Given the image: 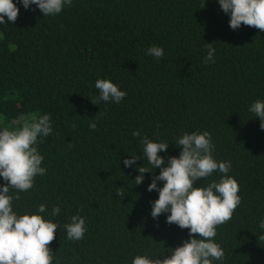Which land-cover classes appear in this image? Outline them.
<instances>
[{"label":"trees","instance_id":"16d2710c","mask_svg":"<svg viewBox=\"0 0 264 264\" xmlns=\"http://www.w3.org/2000/svg\"><path fill=\"white\" fill-rule=\"evenodd\" d=\"M13 2L18 19L0 25V127L50 114L52 133L37 144L46 174L13 208L60 206L53 264H131L187 239V229L166 223L167 213L151 217L152 173L136 185L138 169L123 160L138 155L136 165L148 166L144 135L169 143L159 155L178 156L176 138L194 130L211 133L214 157L231 162L240 189L241 204L215 237L225 259L213 264H264V130L249 112L264 100V32L231 29L218 0H73L44 17L35 5ZM210 42L215 62L205 64ZM152 45L163 48L160 59L146 54ZM98 78L127 95L93 104ZM75 214L86 218L87 231L69 241L63 224Z\"/></svg>","mask_w":264,"mask_h":264},{"label":"clouds","instance_id":"9594fccd","mask_svg":"<svg viewBox=\"0 0 264 264\" xmlns=\"http://www.w3.org/2000/svg\"><path fill=\"white\" fill-rule=\"evenodd\" d=\"M17 2L26 10L35 5L44 17L60 14L65 6L72 5L73 0ZM218 3L220 9L229 15L231 29L236 30L245 25L264 32V0H218ZM18 16L17 3L0 0V25L8 22L14 24ZM205 47L207 54L204 63H214L215 47L211 42L206 43ZM146 54L160 59L164 50L152 45L147 48ZM95 88L99 96L91 102L97 105L100 101L120 103L127 95L126 91L106 78L96 79ZM249 112L252 117H259L260 128L264 130V100L252 102ZM96 126L95 121L89 124L93 130ZM51 133L49 113H33L17 127H0V178L4 181L0 184V264H53L55 252L50 245L61 227L53 218L59 216L60 206L54 205L50 213L43 203L33 212L18 213L13 208V201L21 199L19 193L33 189L36 177L46 174V168L42 166L44 156L37 144ZM132 135L140 137V132L134 129ZM141 143L142 158L146 157L148 166L136 165L138 155L125 158L124 166L138 169L139 175L134 178L136 185L143 183L144 173H152L147 191H157L158 198L151 202V217L155 220L167 213L166 223L187 229L188 238L175 248H169L167 255L164 252H145L135 255L131 264L222 262L225 253L215 241L217 228L230 221L241 204L238 181L229 174L231 162L218 161L214 157L215 144L207 130L182 132L174 144L180 147L178 156L165 158L159 155L167 151V141H154L144 135ZM156 168L160 169L158 174L154 172ZM214 173H218L219 178L209 179ZM157 181H162V186H158ZM116 192L117 196L122 195L118 187ZM259 227L264 229V220H261ZM63 228L67 240H82L87 231L86 218L80 214L72 215ZM259 239L264 240V235Z\"/></svg>","mask_w":264,"mask_h":264}]
</instances>
